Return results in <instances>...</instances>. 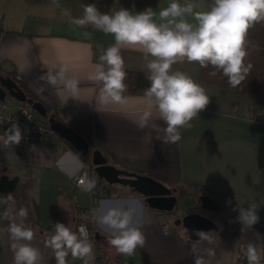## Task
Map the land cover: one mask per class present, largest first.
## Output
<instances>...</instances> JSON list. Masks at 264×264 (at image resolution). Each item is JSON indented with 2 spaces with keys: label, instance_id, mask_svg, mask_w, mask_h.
Listing matches in <instances>:
<instances>
[{
  "label": "crops",
  "instance_id": "obj_1",
  "mask_svg": "<svg viewBox=\"0 0 264 264\" xmlns=\"http://www.w3.org/2000/svg\"><path fill=\"white\" fill-rule=\"evenodd\" d=\"M62 1L64 10L70 12L66 18L33 12L29 6L37 0H27L24 8L17 5L3 10L0 75L11 77L34 100L41 101L48 113H53L87 141L90 150L99 149L106 155L108 163L163 183L172 190L176 200L191 195L201 208V195L215 200L219 209L206 210L213 216L204 214L215 225L206 231L211 232L213 242L187 237L182 223H176L188 212H201L198 208L182 209L180 216L170 213L176 202L170 212L152 208L131 187L102 180L93 168L90 153H79L57 134L38 135L23 153L14 146L12 149L0 146V175L18 177L12 191L0 193V264H13L12 241L7 232L10 221L3 218L13 201L14 210L24 207L28 211L26 224L35 233L31 243L43 257L40 264H56L52 250L45 247L44 234L51 233L57 222L73 230L80 220L92 225L95 247L104 256L103 264H194L197 256L205 264H247L244 251L249 243L257 247L264 264V204L258 210L260 219L252 228L243 227L234 218L239 214V207L246 208L254 201L264 200V109L252 110L256 96L203 81L196 62L185 60L174 64L173 71L186 73L205 88L210 102L191 121L190 128L179 130V141L165 144L156 138L158 134L163 137L159 129L164 124L155 110L148 127L143 130L138 127V120L148 110L149 101L144 92L128 93L125 96L129 99L123 106L100 103L99 86L88 77L95 71L103 51L115 43L114 37L90 25L77 27L70 23V19L83 16L88 0ZM89 1L108 14L121 7L133 12L151 7L157 13V22L160 8L170 3V0H136L124 5L123 0ZM188 2L203 3L205 7L196 9L199 11L208 10L214 0H180L182 5ZM186 18L195 24L191 16ZM86 31L92 34L90 40L82 35ZM121 54L124 69L147 73L141 51L122 48ZM61 65L68 67V78L79 81L76 96L60 83L52 86L40 79L49 69ZM41 88L44 90L40 91ZM4 99L14 106L20 102L8 95ZM5 130L0 124V137ZM88 163L107 194L96 203L92 202L90 193L82 191L72 180ZM116 201H126V207L135 209L134 220L145 237L144 246L137 247L132 256L118 254L108 244L104 227L93 219V211L102 203ZM192 203L195 207V202ZM208 249L213 251L212 256L208 255ZM67 259L68 264H83L70 255Z\"/></svg>",
  "mask_w": 264,
  "mask_h": 264
},
{
  "label": "clouds",
  "instance_id": "obj_2",
  "mask_svg": "<svg viewBox=\"0 0 264 264\" xmlns=\"http://www.w3.org/2000/svg\"><path fill=\"white\" fill-rule=\"evenodd\" d=\"M52 2L59 7L58 0ZM204 7L200 2L182 5L180 0H170L167 7L160 8L157 22V13L151 7L140 12L121 7L108 14L90 3L84 6L81 18L70 19V23L77 27L90 25L114 37L115 43L103 51L95 71L88 77L99 86L101 104L123 106L129 99L125 96L127 73L121 49L131 47L143 53L148 70L146 79L150 82L144 95L149 103L148 110L137 123L139 129L143 130L149 125L152 111L158 112L164 127L159 129L163 137L158 134L156 138L165 144L179 141V130L190 128L191 121L210 102L205 88L186 73L173 71L174 64L186 60L188 63H198L201 68L211 66L213 71L209 75L221 73L233 88L247 78L252 68L250 63H245L249 55L248 33L257 23L264 22V0H214L208 10H196ZM64 15L70 16V12L65 9ZM188 16L195 20V24L188 21ZM82 35L85 39L92 38V34L87 31ZM68 71L67 66L61 65L57 69H49L40 79L52 86L60 83L72 96H76L79 81L68 78ZM22 139L21 128L12 122L4 136L0 137V146L12 149ZM96 183V179L90 178L87 172L77 178V186L84 192H92ZM8 199L11 201L12 197ZM226 203L230 204L231 201ZM126 204V201L102 203L93 211V219L104 227L109 237L108 244L118 254L132 256L137 247L144 246L145 237L140 225L134 220L135 209L126 207ZM261 204H264V200L254 201L246 208L239 207L237 220L243 227L252 228L259 221ZM27 216L28 211L24 207L14 210V201L13 206L3 213V218L10 221L7 232L12 241L13 264H40L43 259L39 249L32 246L35 233L26 224ZM195 235L200 240L213 242L211 232L196 230ZM44 244L52 250L56 264H68L69 255L83 264H94V246L83 225L77 232L69 225L57 222L51 233L44 234ZM207 251L209 256L214 254L211 249ZM244 257L247 264H261V255L252 243L247 244ZM194 264H205V261L197 256Z\"/></svg>",
  "mask_w": 264,
  "mask_h": 264
},
{
  "label": "water",
  "instance_id": "obj_3",
  "mask_svg": "<svg viewBox=\"0 0 264 264\" xmlns=\"http://www.w3.org/2000/svg\"><path fill=\"white\" fill-rule=\"evenodd\" d=\"M7 95L29 104L32 108L31 110H34L42 117H46L49 127L54 131L53 133L65 139L76 151L81 154L90 153L89 156L91 163L94 165L93 168L102 180L108 183H119L131 187L133 191L142 194L145 197V202L152 208L169 212L173 208L176 196L172 193L171 189H168L163 183L147 175L143 176L108 163L106 155L99 149L90 150L88 142L81 138L78 133L74 132L70 126L60 119H56L53 113H48L41 101L27 96L25 91L11 77L0 75V99L3 100ZM16 182H18L17 176L8 177L6 174L0 175V193L6 194L12 191L17 185ZM199 200L202 208L205 210L217 211L219 209L218 203L208 196L201 195ZM237 217L235 216L234 218L237 219ZM176 223H182L181 225L187 231V237L191 239L199 238L195 235L196 230L206 232L215 226L211 218L200 212H188L181 218H178Z\"/></svg>",
  "mask_w": 264,
  "mask_h": 264
},
{
  "label": "trees",
  "instance_id": "obj_4",
  "mask_svg": "<svg viewBox=\"0 0 264 264\" xmlns=\"http://www.w3.org/2000/svg\"><path fill=\"white\" fill-rule=\"evenodd\" d=\"M134 1L136 0H123V3L124 5H128ZM248 41L249 55L246 57L245 63H250L252 68L247 78L238 87H231L227 82V78L221 73H217L216 76H210L209 73L213 71L211 66L208 68L200 67V78L207 83L229 87L240 93L254 94L256 99L254 105L252 106V110L256 112L261 108L264 109V22L257 23L249 30ZM124 70L127 73L124 81L127 85L125 95H128V93H142L147 87H149L150 82L146 79L147 73L128 69ZM25 91L28 96L35 99V97H33V95L26 89ZM40 119L44 122V117ZM45 123L47 124L46 121Z\"/></svg>",
  "mask_w": 264,
  "mask_h": 264
},
{
  "label": "built area",
  "instance_id": "obj_5",
  "mask_svg": "<svg viewBox=\"0 0 264 264\" xmlns=\"http://www.w3.org/2000/svg\"><path fill=\"white\" fill-rule=\"evenodd\" d=\"M31 106L25 102H19L16 106H13L6 99H0V124L3 128L7 129L11 126L12 122H15L19 125L22 130L23 139L21 140L19 145H15L14 147L21 153L27 150V145L35 136L42 137H52L55 133L49 127L48 124L43 122L40 118L37 117L34 110H31ZM92 165L90 163L83 165L80 172L73 177L74 183L77 185V178L83 173L87 172L90 178L94 177L97 181L96 188L90 192L92 202L96 203L99 200L103 199L107 194L104 192L105 187L100 182L91 168ZM85 226L88 232L89 240L93 243V250L95 254L94 264H103L104 256L99 250L95 247V238L93 234L92 225L84 220H80L76 223L74 231L78 232L80 226ZM78 261H81L77 259ZM82 262V261H81ZM83 263V262H82Z\"/></svg>",
  "mask_w": 264,
  "mask_h": 264
},
{
  "label": "rangeland",
  "instance_id": "obj_6",
  "mask_svg": "<svg viewBox=\"0 0 264 264\" xmlns=\"http://www.w3.org/2000/svg\"><path fill=\"white\" fill-rule=\"evenodd\" d=\"M58 3L59 7H56L53 4L52 0H37L36 4L29 6V8L33 10V12H40L41 14H53L52 16L54 17H59L60 15V17L66 18V16L64 15V8L66 7L64 2L62 0H58ZM26 4L27 0H17V2H15V0H0V16L3 17V10H5L8 6L16 7L17 5H20V8H24L26 7ZM88 4H90L89 0ZM10 102H13L15 104L17 103L12 99H10ZM179 200L180 199L176 200V204L172 209V212L170 213L178 214V216H180L182 209H184V211L193 210L196 209L199 205V201L193 200V197L191 195H188L187 197L184 196L183 199H181L180 201ZM193 201L195 202V207L192 203ZM168 223L170 224V222Z\"/></svg>",
  "mask_w": 264,
  "mask_h": 264
},
{
  "label": "flooded vegetation",
  "instance_id": "obj_7",
  "mask_svg": "<svg viewBox=\"0 0 264 264\" xmlns=\"http://www.w3.org/2000/svg\"><path fill=\"white\" fill-rule=\"evenodd\" d=\"M197 208L199 209L198 211H201L200 213L213 216V214L211 212H208V211H206V210H204V209H202L201 207H198V206H197Z\"/></svg>",
  "mask_w": 264,
  "mask_h": 264
}]
</instances>
